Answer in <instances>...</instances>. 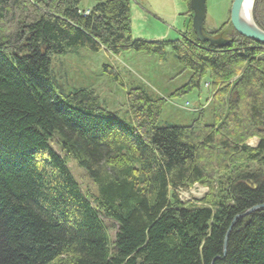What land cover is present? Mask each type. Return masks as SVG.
<instances>
[{"label":"trees","instance_id":"obj_1","mask_svg":"<svg viewBox=\"0 0 264 264\" xmlns=\"http://www.w3.org/2000/svg\"><path fill=\"white\" fill-rule=\"evenodd\" d=\"M132 1L0 0V264H264V209L235 221L224 255L234 220L264 205V45L235 30L226 47L202 43L191 9L179 39H135ZM253 15L264 31V0ZM79 49L161 63L170 49L190 74L172 98L208 85L212 123L201 108L188 126L160 127L168 100L141 86L128 90L129 121L93 89L67 91L53 58ZM196 185L207 194L182 201Z\"/></svg>","mask_w":264,"mask_h":264},{"label":"rangeland","instance_id":"obj_2","mask_svg":"<svg viewBox=\"0 0 264 264\" xmlns=\"http://www.w3.org/2000/svg\"><path fill=\"white\" fill-rule=\"evenodd\" d=\"M233 2L234 0H207L206 31L214 33L224 26L218 35L211 37H223L229 40L234 37L230 20ZM96 4L95 0H82L81 7L90 9ZM89 9L83 11V14L88 15ZM188 12L191 14L190 6L184 0H133V38L146 41L179 39L191 20ZM105 65L119 72L125 82V89L104 74ZM53 69L56 78L67 91L81 88L95 90L102 105L112 112H118L123 121H129L126 106L128 90L141 86L154 97L168 100L160 118V127L188 126L198 117L201 108L205 110L206 123H212L211 95L207 89L208 85H203L201 90H195L189 95L172 98L181 87L186 85L190 74L180 75L182 69L170 49L163 63L156 56L144 53L128 52L121 57H115L106 53L97 54L79 49L63 57H54ZM248 144L255 148L258 142L253 139ZM69 168L85 193L95 197L99 195L95 183L76 162L70 161ZM207 192L206 188L196 185L182 191L180 197L186 203L197 202ZM106 224L111 235H114L116 226L109 221H106Z\"/></svg>","mask_w":264,"mask_h":264},{"label":"water","instance_id":"obj_3","mask_svg":"<svg viewBox=\"0 0 264 264\" xmlns=\"http://www.w3.org/2000/svg\"><path fill=\"white\" fill-rule=\"evenodd\" d=\"M246 1L247 0H234L230 15L231 25L233 26L234 30L243 37L254 40L257 43L264 45V31L258 27L253 15L255 0H253L251 9V24H245L242 21L243 6ZM190 9L193 12L192 26L196 37L200 42L209 43L211 46L216 47H226L231 43V40L229 39H225L223 37L214 38L205 34L204 26L207 18V0H191ZM262 209H264V205L256 206L234 220L232 226L227 232L224 241V255L227 253L228 237L232 231V228L235 225V221Z\"/></svg>","mask_w":264,"mask_h":264},{"label":"bare ground","instance_id":"obj_4","mask_svg":"<svg viewBox=\"0 0 264 264\" xmlns=\"http://www.w3.org/2000/svg\"><path fill=\"white\" fill-rule=\"evenodd\" d=\"M253 0H247L243 6V12H242V21L245 24H251L250 18H251V9H252ZM213 33V32H212ZM211 35V34H210ZM218 48V47H217ZM120 80V78H119ZM118 80V81H119ZM123 84V83H122ZM122 87V86H121ZM150 94V93H149ZM99 98V97H98ZM92 106V105H91ZM201 112V111H200ZM204 113V112H203ZM126 121V120H125ZM119 132V131H118ZM106 136V135H105ZM115 138V137H114ZM103 139V138H102ZM76 150V149H75ZM131 150V149H130ZM79 152V151H78ZM116 155V154H115ZM117 157V156H116ZM131 159V158H130ZM135 159V158H134ZM86 160V159H85ZM88 162V161H87ZM91 165V164H90ZM100 166V165H99ZM98 166V167H99ZM92 168V167H91ZM126 168V167H125ZM131 168V167H130ZM125 170V169H123ZM99 171V170H98ZM135 174V173H134ZM148 174V173H147ZM67 175V174H66ZM151 176V175H150ZM119 178V177H118ZM128 181V180H127ZM128 182H131L130 180ZM220 183V182H219ZM207 185V184H206ZM126 188V187H125ZM168 188V187H167ZM2 189V188H1ZM172 190V189H171ZM176 194V192H175ZM202 201V200H201ZM187 205V204H186ZM189 205V204H188ZM192 206V205H191ZM263 210V209H262Z\"/></svg>","mask_w":264,"mask_h":264},{"label":"crops","instance_id":"obj_5","mask_svg":"<svg viewBox=\"0 0 264 264\" xmlns=\"http://www.w3.org/2000/svg\"><path fill=\"white\" fill-rule=\"evenodd\" d=\"M255 141H257V142H258V140H257V139H255Z\"/></svg>","mask_w":264,"mask_h":264}]
</instances>
